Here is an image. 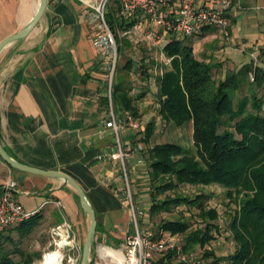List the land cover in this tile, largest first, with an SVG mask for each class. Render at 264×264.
I'll list each match as a JSON object with an SVG mask.
<instances>
[{
	"label": "crops",
	"instance_id": "crops-1",
	"mask_svg": "<svg viewBox=\"0 0 264 264\" xmlns=\"http://www.w3.org/2000/svg\"><path fill=\"white\" fill-rule=\"evenodd\" d=\"M39 1L0 0V42L32 20ZM85 1L95 0H49L47 11L34 30L1 52L0 141L20 163L61 172L74 179L95 210L100 228L97 242L117 245L124 237L120 228L129 227L130 211L122 195L121 163L108 160L116 151V145L112 130L104 125L108 91L106 67L102 52L93 42ZM258 10L262 11L260 19H257ZM229 16L230 39L225 40L219 32L210 29L201 36L188 38L205 41L204 46L197 43L196 56L211 62L215 53L214 57L221 63L226 61L231 70L250 64L230 68L233 60L221 57L223 48L229 46L233 38L240 40L237 47L243 53L252 56L254 50L258 51V65L264 67V31L261 29L264 28V0H239ZM242 22L244 27H240ZM129 39L136 43L134 36ZM143 41L157 47L150 40ZM213 41L215 44L207 48ZM157 48L161 51V64L155 67L160 65V69L150 68L146 81L141 80L139 61L132 57L135 67L130 75L136 81L132 95L147 91L138 105L140 100H152V83L163 68L170 65L171 60L164 55L162 47ZM205 49L209 54L200 56ZM147 54H142L140 61ZM219 64L216 66L220 71ZM139 132L129 130L123 134L126 150L140 146L144 151ZM143 151L133 153L135 163L130 173L134 186L140 187L138 200H145V196L151 200L149 168ZM9 179L18 183L17 201L26 211L39 214V224L52 228L66 219L74 228H88L89 219L76 191L63 180L13 169L0 158V187Z\"/></svg>",
	"mask_w": 264,
	"mask_h": 264
},
{
	"label": "trees",
	"instance_id": "trees-1",
	"mask_svg": "<svg viewBox=\"0 0 264 264\" xmlns=\"http://www.w3.org/2000/svg\"><path fill=\"white\" fill-rule=\"evenodd\" d=\"M114 1L116 8L108 2L105 18L118 51L122 52L123 47H132V41L121 38L119 33L132 30L139 20L126 17L120 0ZM187 40H172L162 46L164 55L171 60L170 65L156 76V92H150L158 101V114L165 124L192 125L195 153L175 142L149 146L156 122L140 126L143 137L139 141L148 147L150 217L176 207L198 209L205 224L203 229L190 232V223L181 219H163L157 229L184 240L185 253L193 247H205L214 239L213 232L220 230L218 211L206 209L203 194L192 198L178 190L185 186H220L237 205L229 223L234 251L226 257L210 254L214 256L213 262L264 264V67L253 61L238 70L228 71L225 78L217 80L218 66L199 59ZM146 60L145 57L138 62L142 82L150 77ZM134 67L132 57L127 58L124 66H117L112 99L117 111L128 112L137 119L140 117L138 101L147 91L132 95L133 85L127 83L126 77ZM250 72L254 80L250 79ZM245 88L246 93L237 98ZM39 218V214H35L13 228L20 241L32 234L39 225ZM99 230L98 224L97 233ZM7 243L14 248H6ZM14 256H19L20 260L16 261ZM37 257L40 254L22 251L11 235L0 240V264H33ZM157 264L183 263L177 261L175 254L168 253ZM197 264L204 263L198 261Z\"/></svg>",
	"mask_w": 264,
	"mask_h": 264
},
{
	"label": "built area",
	"instance_id": "built-area-1",
	"mask_svg": "<svg viewBox=\"0 0 264 264\" xmlns=\"http://www.w3.org/2000/svg\"><path fill=\"white\" fill-rule=\"evenodd\" d=\"M108 2L109 0L85 1L86 19L93 31L94 45L102 52L106 67L108 105L104 125L112 130L116 145V151L108 156V160L121 163L120 176L124 182L122 195L131 218L128 229L120 228L124 233L121 243L109 245L96 241L90 264H157L168 253L175 254L180 263L197 264L185 257L184 243L179 236L153 228L150 206L141 208L133 197L130 168L135 163L132 161L133 153L142 150V147L126 150L123 134L129 130L139 131L141 125L130 113L117 111L113 103V85L120 57L116 39L105 18ZM238 2L239 0H120L122 13L126 17H138L141 20L135 25L134 32L142 33L144 39L150 40L157 47H162L168 41L201 36L209 29L219 32L225 40L228 39L231 25L229 14ZM124 34L132 37V31ZM135 41L138 43V39ZM257 54L256 50L252 52L255 62ZM249 77L254 80L253 72L249 73ZM17 188L18 183L13 179L0 187V234L20 226L35 215L26 211L17 201ZM50 234V246L43 253L39 264H80L81 247L77 245L73 225L64 219L51 228ZM210 264L228 263L221 261Z\"/></svg>",
	"mask_w": 264,
	"mask_h": 264
},
{
	"label": "rangeland",
	"instance_id": "rangeland-1",
	"mask_svg": "<svg viewBox=\"0 0 264 264\" xmlns=\"http://www.w3.org/2000/svg\"><path fill=\"white\" fill-rule=\"evenodd\" d=\"M110 5L114 8H116V4L114 0L109 1ZM258 14L257 19L261 18L262 11L258 10L256 11ZM259 22V20H257ZM241 25V26H240ZM240 27H244L245 23H240ZM264 31V28H261ZM135 31V30H134ZM132 31V36L138 39V43H131V48L123 47L122 52H119V64L118 67L124 66V64L127 61L128 57H134L137 58L136 60L140 61V57L142 58V54L145 55V53H148L146 56L147 61L145 62L148 68L151 69H160L159 67H155L156 64L160 63L161 58V51L159 48H155L152 45H149L144 40V35L140 32H134ZM135 33V34H133ZM121 38H129V34L125 35L123 32L119 33ZM243 36V34H242ZM230 39V38H229ZM198 39H188L187 43H190L194 46L195 49H198V44H202V46L205 45V41L203 38L200 40ZM240 40L236 41L235 39L230 40V45L223 48L221 52V57L223 56L224 59L229 57L233 60V62H230L229 67L230 68H237L240 67L243 63H252L255 58L251 56L250 54L243 53L237 45ZM209 44H215L214 41L207 44V48L210 46ZM206 48V47H205ZM218 48L214 49L217 50ZM208 52V51H207ZM206 52V49L200 54H209ZM152 53V54H151ZM151 54V55H150ZM214 54H212L211 63L213 64H219L220 65V71L218 68L217 73H215V77L218 79L225 78V75L228 71H231V69L227 68V63L225 62H219L216 57H214ZM149 55V56H148ZM157 59V60H156ZM236 60L238 62H236ZM153 61L154 64L151 65L150 62ZM161 64V63H160ZM150 74V73H149ZM154 75V73H151ZM118 76V74H117ZM128 83L131 85L135 84V78L131 75H129L127 79ZM151 90L153 92H156V82L152 83ZM246 88L243 89L241 93L238 94L237 98L242 96L244 93H246ZM152 100H140L139 102V110H140V117L137 118L138 123L141 126H146V124L150 121H155L157 123V128L155 130V134L151 140V144L149 146H154L155 144L159 143H165V142H175L180 143L183 145L189 152L195 153V148L193 146L192 142V125L186 124L183 127H176L172 124H165L160 118L158 114V101L156 100V97L154 93L150 96ZM140 137H143V133H139ZM138 147V146H137ZM148 147L145 146L144 151L138 150L137 152H144V158L146 159V167L149 168V161H148V153H147ZM132 161H135V159H132ZM130 179L133 187V197L135 201H138V204L141 208H145L147 206H150L151 200L146 198L145 200H138V194L140 187H135L134 182L131 177L130 173ZM178 192L189 195L192 198H195L197 195L203 194L205 196L204 202L207 205L206 209H216L219 214V220L217 221V224L220 227L219 231H214V239H212L208 244L205 245V247H193L190 248L186 253L184 252L185 257L190 262H203V263H210L213 262L214 256L217 257H226L229 254H231L234 251V242L231 238V232L229 230V223H230V217L234 210L237 208L236 203L230 199L227 194L226 190L220 186H207V187H192V186H185L181 187ZM163 198V197H161ZM131 218V217H130ZM163 219H172V220H186L190 223V232L203 229L205 227V224L202 222L201 218L199 217V210L198 209H189L186 206L182 207H176L173 208L170 212H164L160 213L159 215L153 217L151 219V223L155 226V228H159L160 222ZM130 224V221L128 222V225ZM74 228V227H73ZM75 232L77 236V245L81 247L80 252L82 253V246L87 234V230H84L83 228L79 226H75ZM51 228L45 224H39L34 229L32 234L25 237L22 241L19 240V234L16 229H9L6 232L3 233V235L0 234V240H2L3 236L11 235L14 238L15 242L19 243V247L22 251H24L27 254L31 253H38L40 254V257L35 258L33 264H39V262L42 259V255L44 252L47 251L49 247V243L51 242ZM184 238V237H182ZM185 239V238H184ZM97 241V240H96ZM184 241V240H183ZM6 248L12 249L14 248V245L7 243ZM210 254H213L214 256H210ZM94 257V253L92 255ZM16 261L20 260L19 256H14Z\"/></svg>",
	"mask_w": 264,
	"mask_h": 264
},
{
	"label": "water",
	"instance_id": "water-1",
	"mask_svg": "<svg viewBox=\"0 0 264 264\" xmlns=\"http://www.w3.org/2000/svg\"><path fill=\"white\" fill-rule=\"evenodd\" d=\"M48 2L49 0H40L37 12L35 16L32 18V20L19 32L5 38L0 42V54L3 51V49L7 47L9 44L25 39L34 30V28L38 25V23L45 15L48 8ZM0 158L13 169L35 175H42L46 177L61 179L64 181L66 185L72 187L76 191L79 197L80 206L83 212L85 213V215L89 219L87 235L85 237L82 246V255H81L80 264H90L91 257L94 253V249L96 245L98 220L95 210L92 207L84 189L74 179H72L71 177H69L64 173L37 169L28 165H24L19 161L13 159L3 147L1 141H0Z\"/></svg>",
	"mask_w": 264,
	"mask_h": 264
},
{
	"label": "flooded vegetation",
	"instance_id": "flooded-vegetation-1",
	"mask_svg": "<svg viewBox=\"0 0 264 264\" xmlns=\"http://www.w3.org/2000/svg\"><path fill=\"white\" fill-rule=\"evenodd\" d=\"M82 255V254H81Z\"/></svg>",
	"mask_w": 264,
	"mask_h": 264
}]
</instances>
